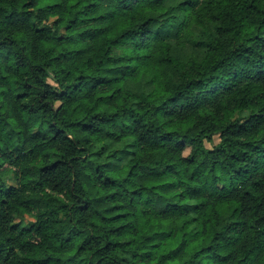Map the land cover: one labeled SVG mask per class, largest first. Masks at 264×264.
I'll return each instance as SVG.
<instances>
[{"label":"clouds","instance_id":"clouds-1","mask_svg":"<svg viewBox=\"0 0 264 264\" xmlns=\"http://www.w3.org/2000/svg\"><path fill=\"white\" fill-rule=\"evenodd\" d=\"M0 264H264V0H0Z\"/></svg>","mask_w":264,"mask_h":264},{"label":"trees","instance_id":"trees-1","mask_svg":"<svg viewBox=\"0 0 264 264\" xmlns=\"http://www.w3.org/2000/svg\"><path fill=\"white\" fill-rule=\"evenodd\" d=\"M117 215H123V213H117ZM176 249H173V251H175Z\"/></svg>","mask_w":264,"mask_h":264}]
</instances>
